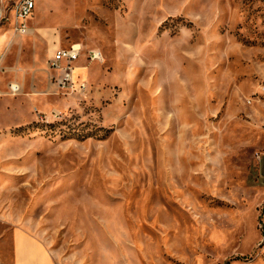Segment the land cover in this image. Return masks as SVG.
Returning <instances> with one entry per match:
<instances>
[{
    "label": "rangeland",
    "instance_id": "rangeland-1",
    "mask_svg": "<svg viewBox=\"0 0 264 264\" xmlns=\"http://www.w3.org/2000/svg\"><path fill=\"white\" fill-rule=\"evenodd\" d=\"M35 4L0 21V264L14 224L56 264H264V0Z\"/></svg>",
    "mask_w": 264,
    "mask_h": 264
},
{
    "label": "built area",
    "instance_id": "built-area-1",
    "mask_svg": "<svg viewBox=\"0 0 264 264\" xmlns=\"http://www.w3.org/2000/svg\"><path fill=\"white\" fill-rule=\"evenodd\" d=\"M36 0H16L9 8L8 15L0 16V21L9 20V14L13 13V29L17 34L24 35L28 31L27 19L32 14L35 8ZM80 48L77 45H72L70 48L57 49L50 59V67H57L58 64L64 62L62 70L64 79L71 81V73L73 70L72 63L77 60ZM10 90L13 93L19 91V86L12 84Z\"/></svg>",
    "mask_w": 264,
    "mask_h": 264
},
{
    "label": "crops",
    "instance_id": "crops-1",
    "mask_svg": "<svg viewBox=\"0 0 264 264\" xmlns=\"http://www.w3.org/2000/svg\"><path fill=\"white\" fill-rule=\"evenodd\" d=\"M1 13L0 10V15ZM10 230L12 264H56L47 247L42 241L33 236L26 225L14 224L11 226Z\"/></svg>",
    "mask_w": 264,
    "mask_h": 264
},
{
    "label": "bare ground",
    "instance_id": "bare-ground-1",
    "mask_svg": "<svg viewBox=\"0 0 264 264\" xmlns=\"http://www.w3.org/2000/svg\"><path fill=\"white\" fill-rule=\"evenodd\" d=\"M6 37V34H0V40L2 39V38H5ZM75 69V68H74ZM74 69H73V73H74ZM73 80H74V77H73Z\"/></svg>",
    "mask_w": 264,
    "mask_h": 264
}]
</instances>
